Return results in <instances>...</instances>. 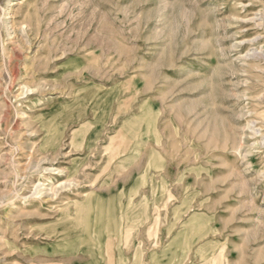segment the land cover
Listing matches in <instances>:
<instances>
[{
    "label": "rangeland",
    "instance_id": "374dc122",
    "mask_svg": "<svg viewBox=\"0 0 264 264\" xmlns=\"http://www.w3.org/2000/svg\"><path fill=\"white\" fill-rule=\"evenodd\" d=\"M0 264H264V0H0Z\"/></svg>",
    "mask_w": 264,
    "mask_h": 264
}]
</instances>
